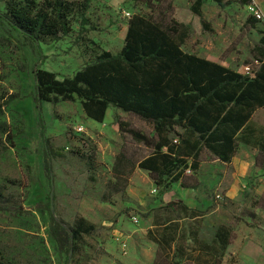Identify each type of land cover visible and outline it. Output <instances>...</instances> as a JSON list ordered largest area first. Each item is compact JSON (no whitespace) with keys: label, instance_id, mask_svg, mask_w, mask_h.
I'll list each match as a JSON object with an SVG mask.
<instances>
[{"label":"rangeland","instance_id":"1","mask_svg":"<svg viewBox=\"0 0 264 264\" xmlns=\"http://www.w3.org/2000/svg\"><path fill=\"white\" fill-rule=\"evenodd\" d=\"M195 1L153 0L154 13L164 11L168 18L191 23L192 35L183 45L188 52L239 72L258 63L264 16L254 23L248 5L234 1L220 6L203 0L202 15L209 23V29H204L193 12ZM252 5L264 15V0H253ZM151 8L147 0H91L86 28L75 22L69 35L40 45L0 17V100L12 93L20 95L0 116V189L6 201V208L0 209V254L9 262L153 264L157 243L149 238V230L169 215L165 203L180 198L202 214L199 236L203 240L211 242L223 224L234 231L223 264H264V168L256 163L257 144L264 140V108L251 120L256 134L252 144L241 140L240 134L231 163L203 149L198 188H183L179 183L157 186L147 170L137 167L127 186L116 191L117 155L122 151L138 161L153 152L123 133L116 119L156 137L154 124L114 106L108 108L104 121H96L86 115L79 98L42 102L40 107L34 99L37 67L54 71L59 78L72 76L93 59L95 51L121 50L129 17L152 13ZM4 11L0 0V12ZM183 132L174 127L169 135L178 140ZM46 139L53 149L50 170L45 165ZM48 203L50 208L53 204L51 211ZM50 213L67 224L83 216L96 230L68 258L50 231ZM181 213L188 225L193 224L187 213Z\"/></svg>","mask_w":264,"mask_h":264},{"label":"trees","instance_id":"2","mask_svg":"<svg viewBox=\"0 0 264 264\" xmlns=\"http://www.w3.org/2000/svg\"><path fill=\"white\" fill-rule=\"evenodd\" d=\"M5 11L0 17L11 27L36 44L59 40L73 31L78 22L82 29L90 24L87 12L91 0H2ZM133 13L128 19L124 44L118 52L101 50L72 76L59 78L54 71L37 67L34 71L35 101L81 100L86 115L96 121L105 119L110 106L132 113L154 124L156 137L149 136L128 121L116 119L119 129L135 141L153 149L138 161L124 152L117 155L114 166L116 191L124 189L132 172L138 167L147 170L161 187L179 183L183 188L200 185L198 171L203 149L210 151L223 163H231L236 155L240 134L245 143L252 144L256 135L250 126L255 112L264 108V38L258 63L250 73L236 71L218 61L184 50L192 35L191 23L168 18L164 11ZM220 6L234 1L250 5L253 0H213ZM203 0H196L193 12L200 16L204 29L209 23L201 11ZM249 20L256 22L255 16ZM18 93L3 96L0 116ZM41 116V115H40ZM42 118V116H41ZM181 127L179 139L169 133ZM11 139V136H9ZM257 147L256 163L264 168V140ZM46 169L53 158L49 140L45 147ZM94 163V155L90 157ZM128 167V169H127ZM191 171V172H189ZM4 193L0 189V209H4ZM48 210L51 211L50 203ZM163 209L169 214L163 222L149 230V238L157 243L153 264H223L228 246L235 233L230 226L220 225L211 242L199 236L202 214L175 198ZM193 220L188 225L182 213ZM176 216L173 217V215ZM50 231L59 248L68 258L82 247L83 238L96 230V225L83 216L67 224L50 213ZM67 258V260H68ZM0 264H13L0 254Z\"/></svg>","mask_w":264,"mask_h":264},{"label":"built area","instance_id":"3","mask_svg":"<svg viewBox=\"0 0 264 264\" xmlns=\"http://www.w3.org/2000/svg\"><path fill=\"white\" fill-rule=\"evenodd\" d=\"M248 7H250L253 11V14L255 17H257L258 19H262L263 18V13L259 10V9H256L252 4L248 5ZM244 72L246 73H250L251 70H252V67L250 65H246L245 68H244Z\"/></svg>","mask_w":264,"mask_h":264},{"label":"water","instance_id":"4","mask_svg":"<svg viewBox=\"0 0 264 264\" xmlns=\"http://www.w3.org/2000/svg\"><path fill=\"white\" fill-rule=\"evenodd\" d=\"M51 199L53 200V192L51 193ZM51 208H53V204H51Z\"/></svg>","mask_w":264,"mask_h":264},{"label":"crops","instance_id":"5","mask_svg":"<svg viewBox=\"0 0 264 264\" xmlns=\"http://www.w3.org/2000/svg\"><path fill=\"white\" fill-rule=\"evenodd\" d=\"M198 16V15H197ZM199 18H200V16H199ZM200 21H201V18H200ZM181 22H184V21H181ZM186 23V22H185ZM171 200V199H170Z\"/></svg>","mask_w":264,"mask_h":264}]
</instances>
